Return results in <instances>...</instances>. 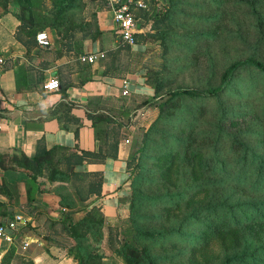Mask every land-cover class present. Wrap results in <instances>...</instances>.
I'll return each mask as SVG.
<instances>
[{"label": "trees", "instance_id": "1", "mask_svg": "<svg viewBox=\"0 0 264 264\" xmlns=\"http://www.w3.org/2000/svg\"><path fill=\"white\" fill-rule=\"evenodd\" d=\"M14 1L19 7V27L29 38L34 39L46 26L63 28L62 19L40 25L34 0ZM76 1H55L53 18ZM149 1L134 10V44L117 42L118 48L108 52L109 62L100 71L102 76L122 78L132 71L129 63L116 61L119 49L130 51L149 38L160 41V69L147 83L152 99L158 100L153 102L156 116L124 162L130 176L128 215L133 234L132 242H123L118 254L124 264H173L176 258L195 251H206L198 264H264V0H230L233 8L243 9L240 15L246 21L230 18L234 23L230 36L242 55L225 59L212 51L216 44L201 48L199 57L188 51L194 43L212 39L214 33L203 29L218 17H194L202 29L177 38L161 23L170 24L181 0H165L167 11L154 18L149 14ZM209 1L220 7L225 0ZM69 29L62 41L65 52L72 49ZM57 34L62 38L59 31ZM99 35L96 30L93 38ZM180 43L185 53H169L171 46L178 50ZM135 53L139 61L142 52ZM193 64L203 68L196 82L168 87ZM241 71L246 72L245 81L237 79ZM85 117L96 138L100 137L96 129L104 125L95 149L47 148L38 141L30 156L8 159L27 176L28 201L33 199L32 192L44 191L46 183L38 177L57 182L52 192L59 197V206L67 208L58 223L74 242L78 261L82 258L80 230L89 219L85 214L73 221L69 210L101 194L103 175L87 166L115 159L120 137V123L111 115L87 113ZM159 245L171 248L165 246L156 253ZM210 246L215 247L212 253ZM166 249L173 250L168 253Z\"/></svg>", "mask_w": 264, "mask_h": 264}, {"label": "crops", "instance_id": "2", "mask_svg": "<svg viewBox=\"0 0 264 264\" xmlns=\"http://www.w3.org/2000/svg\"><path fill=\"white\" fill-rule=\"evenodd\" d=\"M18 10L14 0H0V56L4 59L0 72V222L16 220L8 238H0V264H68L66 259L55 261L52 254L57 248L46 245L48 227L58 225L60 214L67 212L52 192L57 182L38 177L46 183L44 191L32 192L33 199L28 201L27 176L13 168L8 159L20 154L30 156L38 141L47 148L95 149L98 139L88 127L87 113L111 115L135 126V130L155 117L156 108L151 105L152 89L138 75L124 76L128 84L127 93L122 95V78L100 73L88 76L87 69L78 67L74 58L78 51L102 50L104 40L116 34L112 21L99 27L100 35L91 42L79 37L65 52L57 51L56 35L49 28L39 30L48 34V46H39L29 38L19 27ZM49 78L57 79L58 89L43 88ZM129 150L130 143L119 142L115 159L87 166L101 171V192L124 174Z\"/></svg>", "mask_w": 264, "mask_h": 264}, {"label": "rangeland", "instance_id": "3", "mask_svg": "<svg viewBox=\"0 0 264 264\" xmlns=\"http://www.w3.org/2000/svg\"><path fill=\"white\" fill-rule=\"evenodd\" d=\"M55 1L57 2V0H34V15L36 21L40 25H48L51 21L60 19L65 21L64 24H62L63 26H60L63 28L55 29L47 26L44 28L45 31H47L46 28L54 31L56 42H58L59 45L57 51H63L62 41H65L68 28H70L68 32H72L71 41H75L84 35L87 41L91 42L95 31L99 30V27H102V25L107 23L108 20L112 21L110 13L107 11L104 4V0H78L74 3L73 7L66 9L61 16L53 18L52 10L55 9ZM147 4H149V14H151L153 18L161 16L168 9V4H166L165 0H150ZM178 9V12L173 13L170 24H165V21L161 23L162 26L170 27V33L176 35L177 38H182L185 33L190 35L202 29L200 24L193 21L194 17L202 14L218 17V21H208L207 27L203 29L204 31L207 30L214 33V36L210 40L211 42L205 41L197 45L196 43H192L193 45H191L190 50H188L192 57H199L198 53H201V48L211 46L212 44H216L213 45L212 51L220 59H225L226 57L233 58L242 55L240 50H238L237 43L230 36L231 31L234 30V23L230 20L231 17L238 18L241 23L244 21L245 24L246 20L242 19V15H240L243 13L242 8H233L230 4V0H225L220 7H215V5L211 4L209 0H181ZM169 13H171V11L168 12V14ZM147 26L148 25L146 24L145 28H147ZM65 28L66 30H64ZM186 28H190V30L187 32L185 31ZM58 31L63 35L62 38L57 34ZM173 34L169 35V39H171ZM115 36L116 34L112 33V37L110 36L104 40L105 47L100 50L104 52V57L95 60L94 62L85 63L80 61L77 58L79 55L88 54L90 52L78 51L74 57L78 67L87 69L90 72L88 76L93 75V73H100L101 69L104 67V63L109 62L108 52L118 48V43L114 41ZM173 46H171L169 53L182 54L187 51L181 43L178 46V50H175ZM161 50L162 46H160V41L158 39L149 38L144 44L131 47L130 51L119 49L115 58L120 65L129 63V69L132 72L125 73L124 76L126 74H136L141 78L145 85L149 86L148 82L151 79L153 72L160 69L158 65L161 59ZM137 51L142 52L139 61H136V57L134 56ZM136 63L138 64L136 65ZM202 69V67L200 68V66L194 64L189 66L173 79V83L168 87H174L182 83L196 82ZM124 76L122 79L126 78ZM245 78L246 72L241 71L237 79L240 81L243 79L245 81ZM151 101V105H154L153 102H157L158 100L152 99ZM154 118H152V120ZM115 120L120 123L119 142L124 144L130 143L129 155L127 156L129 157L140 145L141 136L152 120L144 124L142 127L136 126L135 130H133L135 126L127 125L124 121ZM103 127L104 125L101 123L96 129L97 135L100 136L97 138L98 143L99 139L102 138ZM126 139L127 141H125ZM119 176V180H114L115 184L113 186L109 184L111 187L108 185L104 189V192H101L99 196H90L86 202L77 203L69 210V212H72L71 219L73 221L84 217L85 214L87 215V219H89V221L87 220L89 222L87 227H82V230H80V233L82 234V239L80 241L81 261H78L76 258L77 249L74 242L67 236V234L61 231L60 223L48 227L49 236L46 245H52L57 248V251L52 254V258L55 261L66 259V261L68 260V264H124L122 258L118 254V250L123 242H132L133 232L128 215L130 176L129 172H125V170L124 174L121 173ZM116 184H118V186H115ZM165 246L171 248L170 245H159L156 246L154 251H156V253H161V249ZM209 248L210 249L208 250L210 253L215 249V247L212 246ZM172 250L173 249L168 250V253L172 252ZM205 253L206 251H195L194 253L189 252L185 256L176 258L173 264H198V262H200L205 256Z\"/></svg>", "mask_w": 264, "mask_h": 264}, {"label": "built area", "instance_id": "4", "mask_svg": "<svg viewBox=\"0 0 264 264\" xmlns=\"http://www.w3.org/2000/svg\"><path fill=\"white\" fill-rule=\"evenodd\" d=\"M145 0H104L107 11L110 13L111 20L116 28V41L118 43L132 46L134 44L133 33L136 31V22L134 10L142 8ZM34 39L39 46L46 47L49 44L47 34L44 31H37ZM104 56L103 51L90 52L88 54L79 55L77 58L85 63L94 62ZM4 65V59L0 56V72ZM126 79L121 81V94L127 93ZM43 88L48 91H53L59 88V83L56 78H49L44 84ZM16 220L8 221L6 224L0 223V238L7 239L8 235L4 229L7 227L13 229Z\"/></svg>", "mask_w": 264, "mask_h": 264}, {"label": "water", "instance_id": "5", "mask_svg": "<svg viewBox=\"0 0 264 264\" xmlns=\"http://www.w3.org/2000/svg\"><path fill=\"white\" fill-rule=\"evenodd\" d=\"M4 231H5V233H6L7 235H10V234L12 233L11 229H9V228H7V227L4 229Z\"/></svg>", "mask_w": 264, "mask_h": 264}]
</instances>
